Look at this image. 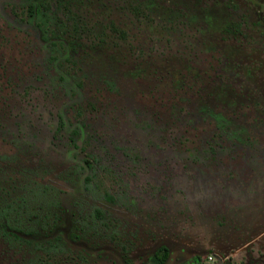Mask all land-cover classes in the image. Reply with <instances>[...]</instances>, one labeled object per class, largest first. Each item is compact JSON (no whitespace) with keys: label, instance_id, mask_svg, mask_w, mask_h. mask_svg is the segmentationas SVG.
I'll return each mask as SVG.
<instances>
[{"label":"rangeland","instance_id":"obj_1","mask_svg":"<svg viewBox=\"0 0 264 264\" xmlns=\"http://www.w3.org/2000/svg\"><path fill=\"white\" fill-rule=\"evenodd\" d=\"M31 1L54 38L26 21ZM261 124L264 0H0L2 177L60 190L58 220L35 237L59 249L37 264H150L160 244L200 264H264ZM184 135L192 158L176 151ZM81 160L101 175L94 196L79 191ZM91 204L109 220L85 225ZM14 253L0 242V264Z\"/></svg>","mask_w":264,"mask_h":264},{"label":"flooded vegetation","instance_id":"obj_2","mask_svg":"<svg viewBox=\"0 0 264 264\" xmlns=\"http://www.w3.org/2000/svg\"><path fill=\"white\" fill-rule=\"evenodd\" d=\"M246 3L255 6L257 0H246ZM37 11H42L43 22L36 21L35 14ZM23 14L33 30H37L38 32L41 30L45 41L54 38L52 36H47L51 30V25L48 22L49 16L39 8L38 4L31 1L23 9ZM48 43L54 45L58 43V41L53 40ZM188 89L187 83H181L178 87L174 88L175 97H177L179 93L187 92ZM192 92L193 90H191V93ZM188 93H190V91ZM151 94L153 95V92H151ZM157 103L159 107L158 111L160 112H162L163 108L167 107V104L163 103V97L157 98ZM253 106L257 107L255 104H253ZM228 131L229 137H233L234 132L241 133V127L234 129L231 128V130ZM263 132L264 124L258 126L257 131H255V129L254 131L252 130V134H250V136L252 135L251 143H254L253 137L255 138L256 133L260 134ZM190 136L191 135H184L178 140V144L182 146L176 151L184 153L187 157L192 158L196 150L190 146H184L187 142L192 143L194 137ZM255 145L257 147V143H255ZM254 151L256 152V150ZM78 166L84 171L80 177V193L82 192L89 196H94L97 192V182L95 179H98L101 175H98L91 160H81ZM3 172H5V170L0 169V242L12 253L16 252L24 255L23 260L19 264H37L40 261L36 262V257L40 258L41 254L48 255V253L59 249L57 242L50 239L41 240L35 237H41L44 235L46 237L47 233L50 232V229L54 227L53 224L58 220L59 211L62 210L60 204V190L52 184L37 182L35 180H33L31 185L25 186L23 183L19 184L13 182L14 177L17 176V174L9 180L7 177H2ZM17 172H19V170ZM97 197L107 203L115 204L117 202L114 195L106 189L101 190V192L97 194ZM36 199H41L43 201L46 200V204L43 206L44 209L42 216H38L37 212H33V205L38 202ZM88 207L83 221L85 225L94 227L100 222L105 223L109 220L110 214L98 205L91 204ZM19 250L20 252H18ZM179 252H183L184 260L188 262V264H200L199 261L201 260L198 261L197 256L184 252L183 248H169L164 244L158 245L152 251L149 257V263L173 264ZM28 254L31 255V259L26 258V255ZM207 260L208 264L214 263L211 256H209Z\"/></svg>","mask_w":264,"mask_h":264},{"label":"trees","instance_id":"obj_3","mask_svg":"<svg viewBox=\"0 0 264 264\" xmlns=\"http://www.w3.org/2000/svg\"><path fill=\"white\" fill-rule=\"evenodd\" d=\"M35 18H36V21L43 22V16H42L41 12L37 11L36 14H35Z\"/></svg>","mask_w":264,"mask_h":264}]
</instances>
